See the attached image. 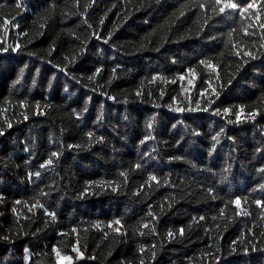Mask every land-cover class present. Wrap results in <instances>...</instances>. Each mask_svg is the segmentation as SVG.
<instances>
[{
	"label": "trees",
	"instance_id": "trees-1",
	"mask_svg": "<svg viewBox=\"0 0 264 264\" xmlns=\"http://www.w3.org/2000/svg\"><path fill=\"white\" fill-rule=\"evenodd\" d=\"M61 258L264 264V0H0V264Z\"/></svg>",
	"mask_w": 264,
	"mask_h": 264
},
{
	"label": "snow or ice",
	"instance_id": "snow-or-ice-1",
	"mask_svg": "<svg viewBox=\"0 0 264 264\" xmlns=\"http://www.w3.org/2000/svg\"><path fill=\"white\" fill-rule=\"evenodd\" d=\"M229 6L232 7V8H236L237 7L236 4H230ZM153 179H155V178L153 177Z\"/></svg>",
	"mask_w": 264,
	"mask_h": 264
},
{
	"label": "rangeland",
	"instance_id": "rangeland-1",
	"mask_svg": "<svg viewBox=\"0 0 264 264\" xmlns=\"http://www.w3.org/2000/svg\"><path fill=\"white\" fill-rule=\"evenodd\" d=\"M65 260H66V258H61L60 263L63 264V261H65Z\"/></svg>",
	"mask_w": 264,
	"mask_h": 264
}]
</instances>
